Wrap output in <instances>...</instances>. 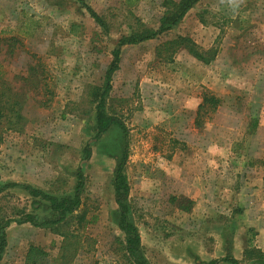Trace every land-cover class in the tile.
<instances>
[{
	"label": "rangeland",
	"instance_id": "obj_1",
	"mask_svg": "<svg viewBox=\"0 0 264 264\" xmlns=\"http://www.w3.org/2000/svg\"><path fill=\"white\" fill-rule=\"evenodd\" d=\"M0 1V188L72 196L81 168L89 221L18 223L29 213L40 223L51 217L40 199L11 188L0 195L13 220L0 264H127L113 186L122 133L93 141L90 94L104 85L120 37L138 21L156 29L166 0ZM178 38L215 58L173 52L168 43ZM111 84L107 112L129 129V205L144 260L231 255L255 264L245 251L264 252V0H201L175 29L125 46ZM211 96L218 109H200ZM31 247L41 251L36 263Z\"/></svg>",
	"mask_w": 264,
	"mask_h": 264
},
{
	"label": "trees",
	"instance_id": "obj_2",
	"mask_svg": "<svg viewBox=\"0 0 264 264\" xmlns=\"http://www.w3.org/2000/svg\"><path fill=\"white\" fill-rule=\"evenodd\" d=\"M66 2V0H61L58 3ZM201 0H166L163 3L165 9L163 15L159 20V25L155 29L147 27L145 24L138 21L135 27H129V33L124 34L120 37L117 42L116 47L111 53V62L107 67L105 74V82L101 88H94L91 96L92 105H94L95 112V137L93 141L99 142L102 140L104 135L109 133L111 130L119 129L122 133V140L118 151L120 153L117 168L114 175L113 186L115 190V203L118 207L116 212V222L124 234L123 242V252L127 264H148L146 260L142 257L143 245L141 236L138 228L134 224L131 215V208L129 205L130 198V186L126 176V166L129 160V129L127 128L124 121L117 116L110 115L107 112V99L112 91V77L119 70L121 62L122 49L125 46H136L147 41L155 40L159 36L175 29L186 17L188 12L195 7ZM57 3H55L56 5ZM90 16L94 21L105 31L108 32V25L104 18L99 16L90 7H86ZM188 39L178 38L175 41L169 42L170 50L175 52L178 48H185L188 52L193 55L196 59L203 61L208 64L213 61L216 56L215 51L209 52V57L204 56L196 48H194L193 43L189 42ZM212 53V54H211ZM221 104V100L218 97L211 96L203 100V104L200 109H206V106L211 108V111L217 110ZM84 161H89L92 156L91 145L88 144L84 149ZM87 178L81 168L77 170L76 174V184L74 187V194L72 196L58 197L45 193L42 190L34 189L32 186L11 183L4 185L0 188V195L16 187H21L26 190L34 199H40L38 201L39 208L44 203L48 207V213L51 219L40 223L39 219L32 215V213L24 214V220L18 221V223H30L36 227L45 226H64L71 223V220L75 219L79 226L86 225L87 221L86 212L82 211L83 195L86 190ZM35 209V208H34ZM13 222L6 215L3 214L0 208V262L4 258L6 248L8 245L6 231ZM59 228V227H58ZM59 229H56L58 232ZM60 232V231H59ZM41 251L36 247H31L29 249V261L36 263L38 253ZM43 254H41L42 256ZM245 256L247 259L252 260L255 264H264V252L257 249H246ZM201 264H241L240 261L228 255L222 259L212 260L208 263Z\"/></svg>",
	"mask_w": 264,
	"mask_h": 264
},
{
	"label": "crops",
	"instance_id": "obj_3",
	"mask_svg": "<svg viewBox=\"0 0 264 264\" xmlns=\"http://www.w3.org/2000/svg\"><path fill=\"white\" fill-rule=\"evenodd\" d=\"M0 3H2V1H0ZM1 13V12H0ZM1 15V14H0Z\"/></svg>",
	"mask_w": 264,
	"mask_h": 264
}]
</instances>
